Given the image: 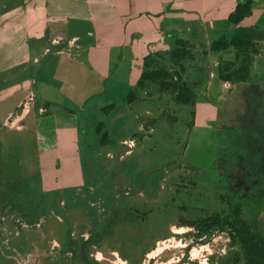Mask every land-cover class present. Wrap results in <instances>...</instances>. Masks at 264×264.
I'll use <instances>...</instances> for the list:
<instances>
[{
	"label": "crops",
	"instance_id": "obj_1",
	"mask_svg": "<svg viewBox=\"0 0 264 264\" xmlns=\"http://www.w3.org/2000/svg\"><path fill=\"white\" fill-rule=\"evenodd\" d=\"M242 1L0 0V177L19 180L25 194L35 195L77 185L82 163L100 159L106 149L123 167L134 156L138 168L152 166L148 153L159 146L149 134L136 141L138 151L123 142L158 103L143 100L145 86L129 103L124 95L142 57L172 48L176 39L192 43L191 62L202 69L193 86L196 113L221 128L235 96L246 112L251 90L264 82V0H249V11L229 21L228 13ZM235 26L254 28L256 50L248 52L245 80L219 79L217 64L234 60L235 49L209 45L221 35L228 41ZM183 64V75L190 77ZM155 91L156 97L163 93ZM96 123L106 142H99Z\"/></svg>",
	"mask_w": 264,
	"mask_h": 264
},
{
	"label": "rangeland",
	"instance_id": "obj_2",
	"mask_svg": "<svg viewBox=\"0 0 264 264\" xmlns=\"http://www.w3.org/2000/svg\"><path fill=\"white\" fill-rule=\"evenodd\" d=\"M152 59L170 65L164 57ZM261 83L246 112L238 96L230 99L224 116L230 125L220 128L196 106H174L169 91L156 97L157 86L147 82L143 100L158 105L123 142L137 151L146 134L158 142L147 168H138L135 156L123 167L103 149L100 159L82 163L79 183L64 189L29 195L19 180L0 177V264H243L226 227L202 231L199 225L234 200L264 238Z\"/></svg>",
	"mask_w": 264,
	"mask_h": 264
},
{
	"label": "trees",
	"instance_id": "obj_3",
	"mask_svg": "<svg viewBox=\"0 0 264 264\" xmlns=\"http://www.w3.org/2000/svg\"><path fill=\"white\" fill-rule=\"evenodd\" d=\"M249 0L237 2L234 8L228 13L227 19L236 22L249 11ZM254 28L235 26L232 28L231 35L227 41L224 36H219L212 40L209 49L218 50L231 44L235 49L234 60L222 61L217 64V76L219 79L237 81L245 80L248 76L249 51H255L252 46V31ZM260 31V29H256ZM264 37V32H259ZM192 43L184 39H176L172 48L163 52L154 51L142 57L141 69L134 82V85L127 90L124 100L129 103L137 97V89L145 86L147 82L157 86V90L169 91L173 93V100L177 103H185L193 106L195 93L193 86L198 84L201 79L202 69L192 63L193 49ZM202 53L204 52L201 50ZM170 65L166 66L153 57L162 58ZM154 62H153V61ZM183 61H187L190 77L184 76L185 66ZM152 62L155 65L149 66ZM113 103L102 106V110H108ZM193 114V110L190 111ZM191 121H187L186 126H191ZM95 132L99 134V142L106 139L105 131H100L99 123L94 126ZM199 228L205 231L214 227H226L230 241H237L243 257V264H264V238L258 233L254 224H248L239 213V205L231 200L221 213L213 212L200 220Z\"/></svg>",
	"mask_w": 264,
	"mask_h": 264
}]
</instances>
